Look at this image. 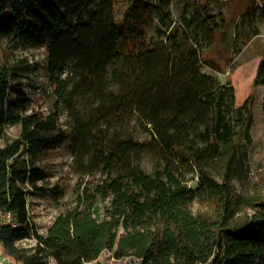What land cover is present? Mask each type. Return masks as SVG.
<instances>
[{
	"label": "trees",
	"instance_id": "16d2710c",
	"mask_svg": "<svg viewBox=\"0 0 264 264\" xmlns=\"http://www.w3.org/2000/svg\"><path fill=\"white\" fill-rule=\"evenodd\" d=\"M169 1L128 0L117 22L114 0H0V42L12 51L45 46L49 83L75 123L71 137L56 113L28 112L20 67L0 63V141L6 126H20L0 145V211L12 217L0 223V248L15 262L84 264L108 251L128 264H264V195L234 189L251 143V86L263 88L264 110V54L249 81L234 73V85L220 84L201 71V51L224 19L196 10L180 25L165 23ZM153 12L165 28L144 45ZM79 97L98 102L87 118ZM124 116H135L156 146L152 172L132 160L137 139L116 129L96 134V123ZM67 139L106 173L95 191L108 203L101 213H60L40 234L28 210V195L44 191L37 163ZM195 201L212 210L194 212ZM27 236L34 245L17 244Z\"/></svg>",
	"mask_w": 264,
	"mask_h": 264
},
{
	"label": "rangeland",
	"instance_id": "374dc122",
	"mask_svg": "<svg viewBox=\"0 0 264 264\" xmlns=\"http://www.w3.org/2000/svg\"><path fill=\"white\" fill-rule=\"evenodd\" d=\"M128 5V0H114L117 22L122 19ZM246 9H249L248 13H244ZM196 10L205 17L213 15L217 21L219 17L224 19L214 41L201 51L203 60L201 71L214 76L220 84L234 85L236 83L234 73L239 77L243 75L249 81L264 54V0H170L162 11L167 12L163 19L165 23L173 22L180 25L183 17L191 16ZM160 17L161 13H152L151 23L146 28L144 45H149L161 35L158 30H164L165 25L161 23ZM0 63L20 67L17 69L16 82L27 99V111L37 112L42 116L56 113L58 127L70 133L72 137L75 130L74 119L67 105L58 101L49 83L45 46H28L12 51L5 41H1ZM249 93L251 95L249 106L253 116L250 128L251 143L248 145L239 179L234 181V189L242 194L264 195L263 88L251 86ZM97 103L94 97L75 99L77 110L85 118L95 109ZM113 129L119 130L124 138L132 136L142 143L132 155V160L138 162L145 171L152 172L157 161L156 146L150 141L149 133L143 124L135 116L113 117L108 121L96 123V134H108ZM19 130L18 124L6 126L4 141L16 137ZM4 141H0V145ZM72 142L71 139H67L52 144L37 163L46 172L44 191L28 195V210L40 234L46 233L53 219L60 213L74 207L98 208L101 213L108 203V200H104L95 191L96 186L106 177V173L101 167L90 165L91 158L87 154V149L78 150V146ZM120 171L121 166H115L111 176ZM185 174L188 186L195 188L197 173L188 169ZM192 209L194 212L197 210L210 212L212 207L195 201ZM17 244L32 246L35 240L27 236ZM2 257L9 259L8 264H19L4 254L0 248V259ZM129 262V258L115 259L112 253L103 251L96 260L84 264Z\"/></svg>",
	"mask_w": 264,
	"mask_h": 264
},
{
	"label": "built area",
	"instance_id": "2783aa9c",
	"mask_svg": "<svg viewBox=\"0 0 264 264\" xmlns=\"http://www.w3.org/2000/svg\"><path fill=\"white\" fill-rule=\"evenodd\" d=\"M10 221H12L11 215L8 212L0 211V223H2V222H10ZM47 261H48V264H56V262H55L53 257H49ZM8 263H9V259L8 258L2 257L0 259V264H8Z\"/></svg>",
	"mask_w": 264,
	"mask_h": 264
}]
</instances>
